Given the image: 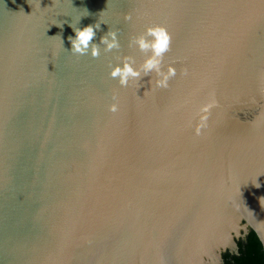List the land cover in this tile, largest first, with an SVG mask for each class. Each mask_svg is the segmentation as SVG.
I'll return each instance as SVG.
<instances>
[{
    "label": "water",
    "instance_id": "95a60500",
    "mask_svg": "<svg viewBox=\"0 0 264 264\" xmlns=\"http://www.w3.org/2000/svg\"><path fill=\"white\" fill-rule=\"evenodd\" d=\"M95 24L99 56L72 54ZM156 26L175 77L122 87ZM251 229L264 246V0H0V264H223Z\"/></svg>",
    "mask_w": 264,
    "mask_h": 264
},
{
    "label": "clouds",
    "instance_id": "9594fccd",
    "mask_svg": "<svg viewBox=\"0 0 264 264\" xmlns=\"http://www.w3.org/2000/svg\"><path fill=\"white\" fill-rule=\"evenodd\" d=\"M126 20H130L131 17H125ZM100 25L95 24L94 26H88L80 29H74L75 38L69 37L71 43V53L79 55H87L90 53L93 58H96L100 54L99 45L91 43L95 37V30H98ZM171 37L167 30L163 27H149L144 35H141L129 42V47H137L142 53H145L147 58L144 60L143 64L140 65L139 69H134L133 65L135 60L131 56H125L122 61V67L117 65L111 72L110 77L113 79H118V83L122 87H126L130 79L140 80L141 73L143 77H150V74L155 72L158 79L155 81L157 88H167L168 81L175 77L176 69L169 66L167 71L162 70V62L164 54L169 51ZM100 45H104V51L110 52L113 49L119 50L120 43L117 38L116 31H109L101 38ZM186 75V71L184 72ZM151 83V79L149 80ZM115 100V96L113 97ZM109 111L116 113L118 111L117 104H112ZM203 111L207 112L208 108H204ZM207 119V117H203ZM203 125H199L196 129L197 135L200 134V129ZM259 186V185H257Z\"/></svg>",
    "mask_w": 264,
    "mask_h": 264
},
{
    "label": "trees",
    "instance_id": "16d2710c",
    "mask_svg": "<svg viewBox=\"0 0 264 264\" xmlns=\"http://www.w3.org/2000/svg\"><path fill=\"white\" fill-rule=\"evenodd\" d=\"M238 253L225 252L223 264H264V246L251 229L245 238L238 240Z\"/></svg>",
    "mask_w": 264,
    "mask_h": 264
},
{
    "label": "flooded vegetation",
    "instance_id": "af4514ba",
    "mask_svg": "<svg viewBox=\"0 0 264 264\" xmlns=\"http://www.w3.org/2000/svg\"><path fill=\"white\" fill-rule=\"evenodd\" d=\"M240 238H242V237H240ZM240 238H239V239H240Z\"/></svg>",
    "mask_w": 264,
    "mask_h": 264
}]
</instances>
